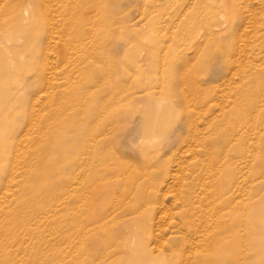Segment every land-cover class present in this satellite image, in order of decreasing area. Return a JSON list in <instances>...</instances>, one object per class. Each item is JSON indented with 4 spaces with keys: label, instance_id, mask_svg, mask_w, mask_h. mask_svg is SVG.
<instances>
[{
    "label": "rangeland",
    "instance_id": "rangeland-1",
    "mask_svg": "<svg viewBox=\"0 0 264 264\" xmlns=\"http://www.w3.org/2000/svg\"><path fill=\"white\" fill-rule=\"evenodd\" d=\"M0 264H264V0H0Z\"/></svg>",
    "mask_w": 264,
    "mask_h": 264
},
{
    "label": "bare ground",
    "instance_id": "bare-ground-1",
    "mask_svg": "<svg viewBox=\"0 0 264 264\" xmlns=\"http://www.w3.org/2000/svg\"><path fill=\"white\" fill-rule=\"evenodd\" d=\"M219 219V218H218ZM220 220V219H219ZM218 226V225H217ZM219 227V226H218ZM187 254V253H186Z\"/></svg>",
    "mask_w": 264,
    "mask_h": 264
}]
</instances>
